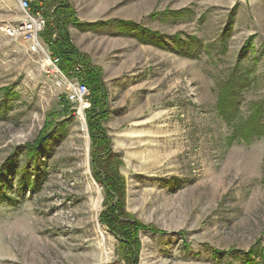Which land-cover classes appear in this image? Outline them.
Wrapping results in <instances>:
<instances>
[{"label":"rangeland","instance_id":"1","mask_svg":"<svg viewBox=\"0 0 264 264\" xmlns=\"http://www.w3.org/2000/svg\"><path fill=\"white\" fill-rule=\"evenodd\" d=\"M59 4L70 23L55 30L83 79L87 66L98 71L102 102L89 89L84 110L66 103L45 56L2 30L23 17L19 0H0V264H128L127 254L130 264H243L252 250L261 264L264 138L233 140L217 105L231 76L249 80L242 119L264 103V0ZM189 38L199 42L194 57ZM47 123L58 131L39 172L29 168L38 189L21 195L15 171ZM111 172L123 190L110 204ZM115 203L121 221L141 226L133 249L104 221Z\"/></svg>","mask_w":264,"mask_h":264},{"label":"trees","instance_id":"2","mask_svg":"<svg viewBox=\"0 0 264 264\" xmlns=\"http://www.w3.org/2000/svg\"><path fill=\"white\" fill-rule=\"evenodd\" d=\"M54 6L51 10L46 6V18H47V26L42 33L41 37L45 41L47 45H49L50 52L53 56L58 57L61 60L60 69L64 74H69L77 65L76 63V55L77 53L73 49V47L69 44L68 39L62 35L61 31L55 30L57 26L62 27L61 24L63 22V18H67V24L70 23L68 20L71 16L69 12V8L60 6V0H53ZM56 38L54 39V36ZM158 34H155L157 36ZM193 43H189V41L185 42L186 46V55L190 57H194L196 54V46L195 43H199L195 38H189ZM181 43V44H180ZM183 42H177V45H182ZM86 79L82 78L86 83L89 89L92 90L94 96V103L98 105L102 102V96L99 94L100 91V79L98 75V71L94 68H90L87 66L86 70ZM249 86V80L242 76H231L227 82L222 83L219 88V100H218V113L233 127V140L244 141L246 143H251L255 139L264 138V103L258 102L254 103L251 107V115L248 119L241 118V110H240V101L242 98V94L244 90ZM4 92V102L9 99L11 96V92L9 89L3 90ZM98 99V100H97ZM63 100H67L66 97H63ZM66 103H69L68 101ZM70 104V103H69ZM92 131H95L94 125L90 124ZM57 127L51 126V123H47L46 127L40 133L37 140L30 145H26L24 148V154H26V163L21 169H17L15 172L21 176L18 182V191L21 195H24L25 191L28 190L30 193L34 192L37 188L36 182L30 178L29 168L31 167L36 172L38 171V159L41 156L45 155V147L48 145V142L54 135L57 134ZM93 138L96 140L97 137ZM107 147H108V142ZM98 161H101V164H104V160H100L99 155L95 156ZM108 156V161H109ZM109 163V162H108ZM16 166L15 161H12L11 168ZM110 168V164H108ZM116 165L112 169H114ZM114 171V170H113ZM113 173V172H111ZM110 173V174H111ZM39 174V173H38ZM111 178H108V182H105L108 195L110 196V204L116 199L114 195L120 193V189L118 188L120 185L121 190H123V181L119 182V177L116 173L112 174ZM3 187V186H1ZM116 193V194H115ZM8 200V198H6ZM6 200V201H7ZM10 203L12 205L18 204L15 200H11ZM126 214L120 208V203H115L113 206H108V212L104 216L106 225L110 228L112 233L116 235H121L122 244L128 249L135 246H138L139 242L137 240L138 230L141 228L138 224H133L131 221H121L120 217L125 216ZM133 251V250H132ZM257 253L252 250L248 254H245L243 259V264H257L255 260H253L252 255H256ZM135 256L133 255L132 260L134 262ZM126 261L129 263L131 261V255H126ZM261 264H264V260Z\"/></svg>","mask_w":264,"mask_h":264},{"label":"built area","instance_id":"3","mask_svg":"<svg viewBox=\"0 0 264 264\" xmlns=\"http://www.w3.org/2000/svg\"><path fill=\"white\" fill-rule=\"evenodd\" d=\"M35 0H19L23 17L14 24L6 25L2 30L11 39H22L28 45L31 54H43L46 59L47 73L54 77L57 88L65 89L67 101L85 109L90 90L82 79L83 66L77 65L68 75L60 69L61 60L52 55L48 48L44 46L41 37L47 26L46 3L39 1L34 6Z\"/></svg>","mask_w":264,"mask_h":264},{"label":"bare ground","instance_id":"4","mask_svg":"<svg viewBox=\"0 0 264 264\" xmlns=\"http://www.w3.org/2000/svg\"><path fill=\"white\" fill-rule=\"evenodd\" d=\"M101 204V200H99L98 205Z\"/></svg>","mask_w":264,"mask_h":264}]
</instances>
